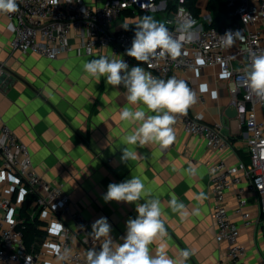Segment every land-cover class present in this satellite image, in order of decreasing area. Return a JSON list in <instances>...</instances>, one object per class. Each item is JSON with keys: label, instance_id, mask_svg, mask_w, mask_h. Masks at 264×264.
I'll list each match as a JSON object with an SVG mask.
<instances>
[{"label": "crops", "instance_id": "0c3cea01", "mask_svg": "<svg viewBox=\"0 0 264 264\" xmlns=\"http://www.w3.org/2000/svg\"><path fill=\"white\" fill-rule=\"evenodd\" d=\"M84 1L92 7L104 3V0ZM144 17L150 15L126 14L114 28L123 29L127 25V29L133 30ZM13 36L9 20L0 14V74H8L6 79H0V114L30 149L37 173L53 186L62 187L90 225L101 217L107 218L110 235L117 243L123 242L126 222L138 215L136 205L105 202L103 196L110 183L138 177L144 191L137 203L158 199L166 232L149 245L151 254L162 248L168 257L177 259L187 250L191 254L185 264H227L226 244L216 239L211 175L222 161L236 165L243 160L247 135L230 104L227 79L221 67L207 66L203 71L194 68L180 76L192 85L197 95L206 98L204 103L196 101L191 113L210 124L222 122V133L231 147L214 150L203 138L186 133L180 113L174 114L175 148L161 149L156 143L129 145L125 138L139 123L122 121L123 108L153 113L143 104L130 105L123 86H109L104 77L98 83L83 68L93 59L121 57L112 58L110 48L89 56L75 45L70 53L48 60L14 51ZM259 115L262 117L264 111ZM123 148L135 152L136 159L122 161ZM11 182L9 179L7 185ZM245 185L243 182L241 186ZM238 194L239 187L229 191L226 206L230 219L241 229L240 243L246 249L243 263L264 264V226L258 223L259 197L251 191L239 194L252 221L246 227L236 212ZM173 196L185 206L183 210H172ZM36 216L46 236L49 215L37 210ZM69 225L72 227L73 223ZM44 240L37 239L33 251L39 252ZM40 259L64 264L57 255H44Z\"/></svg>", "mask_w": 264, "mask_h": 264}, {"label": "built area", "instance_id": "2783aa9c", "mask_svg": "<svg viewBox=\"0 0 264 264\" xmlns=\"http://www.w3.org/2000/svg\"><path fill=\"white\" fill-rule=\"evenodd\" d=\"M225 1L237 20L219 27L211 26L213 17L207 9L208 1L201 0L197 2L201 12L198 17L185 6L186 0H174V9H170L169 0H104L103 5L96 7L87 5L84 0H60L56 6L50 0H17V12L0 14L9 20L14 51L55 60L70 53L75 45L89 56L110 48L112 58L121 57L131 68L139 63L126 54L135 29H116V22L126 14L140 11L150 16L161 13L163 21L153 20L180 40L181 54L174 60L170 57L152 59L141 66L156 78L175 77L184 81L194 94L195 102L204 103L206 98L197 95L180 74L194 68L203 71L207 66L221 67L227 79L230 104L247 135L248 162L241 160L236 165H227L222 161L211 175L216 239L226 244L227 264H244L246 249L240 243L241 229L229 217L226 196L235 187H239L240 195L245 191L257 194L261 214L258 223L264 226V115H259L264 111V94H257L249 87L245 71L250 64V54L264 52V0ZM229 30L239 31L240 36L231 47H224L219 36ZM194 103L185 113H180L185 132L203 138L214 150L231 147L222 133L223 123L210 124L199 115H193L190 109ZM174 134L175 140L166 150L177 146L175 131ZM9 179L12 182L7 185ZM243 182L246 185L242 187ZM239 194L236 212L247 227L252 221L244 210L246 202ZM28 198L26 214L31 221L38 220L37 210L47 213L50 219L39 252L30 251L25 242L27 218L22 216L21 210ZM90 232L91 225L74 208L63 188L53 186L37 173L30 149L0 114V264H56L43 262L40 256L44 255L60 256L64 264H86L87 250L99 249L100 245V241L89 236Z\"/></svg>", "mask_w": 264, "mask_h": 264}, {"label": "clouds", "instance_id": "9594fccd", "mask_svg": "<svg viewBox=\"0 0 264 264\" xmlns=\"http://www.w3.org/2000/svg\"><path fill=\"white\" fill-rule=\"evenodd\" d=\"M50 3L56 6L60 0H50ZM17 11V0H0V13L11 14ZM123 27L126 30L128 28L127 25ZM239 36V31L229 30L219 36V40L222 46L231 47ZM126 54L139 63L129 68L124 59L101 57L86 62L83 68L98 83L104 77L109 86H123L130 105L143 104L153 113L149 115L142 109L123 108L120 113L122 121L139 123L135 131L126 136L127 144L144 146L156 143L161 149H167L175 140L174 114L185 113L195 102V97L184 81L175 77L167 80L156 78L140 65L152 59H176L181 54L180 40L173 38L162 24H157L151 17H144L135 25L134 38ZM245 71L249 87L257 94H264V52L251 53L250 64ZM121 159L125 162L136 159V153L123 148ZM143 191L144 184L138 177L108 185L104 201L134 203L138 215L126 222L122 243L115 242L111 237V225L107 218L101 217L94 221L88 234L100 241V245L99 249L87 250L86 264H185L191 254L187 250L182 251L177 259L168 257L162 248L155 255L150 253L149 245L156 238L166 235V232L160 219V201L152 198L137 203L142 199ZM170 206L173 211H181L185 207L175 196Z\"/></svg>", "mask_w": 264, "mask_h": 264}, {"label": "trees", "instance_id": "16d2710c", "mask_svg": "<svg viewBox=\"0 0 264 264\" xmlns=\"http://www.w3.org/2000/svg\"><path fill=\"white\" fill-rule=\"evenodd\" d=\"M174 0H169L170 9H174L173 3ZM198 0H186L185 6L195 15L199 16L200 9L197 6ZM208 11L212 14L213 21L211 26L219 27L225 23H231L237 20L236 16L233 14L232 10L227 7L225 0H208ZM141 15L149 16V14L145 11L139 12ZM157 24H159L157 22ZM209 27V26H207ZM242 158L245 162H248L247 154H243ZM30 198H28L22 208V216L26 217V223L24 225V233H25V242L30 251L34 249V245H36V240H43L45 238V231L39 228L40 222L37 220L31 221L26 214V210L29 207Z\"/></svg>", "mask_w": 264, "mask_h": 264}, {"label": "rangeland", "instance_id": "374dc122", "mask_svg": "<svg viewBox=\"0 0 264 264\" xmlns=\"http://www.w3.org/2000/svg\"><path fill=\"white\" fill-rule=\"evenodd\" d=\"M162 14L161 13H153V14H151V18H153V19H158L159 18V20H164L163 19V17L161 16Z\"/></svg>", "mask_w": 264, "mask_h": 264}, {"label": "water", "instance_id": "95a60500", "mask_svg": "<svg viewBox=\"0 0 264 264\" xmlns=\"http://www.w3.org/2000/svg\"><path fill=\"white\" fill-rule=\"evenodd\" d=\"M7 76H8L7 73H1V74H0V79H6Z\"/></svg>", "mask_w": 264, "mask_h": 264}, {"label": "snow or ice", "instance_id": "6c2138e0", "mask_svg": "<svg viewBox=\"0 0 264 264\" xmlns=\"http://www.w3.org/2000/svg\"><path fill=\"white\" fill-rule=\"evenodd\" d=\"M201 63H202V61H201Z\"/></svg>", "mask_w": 264, "mask_h": 264}]
</instances>
